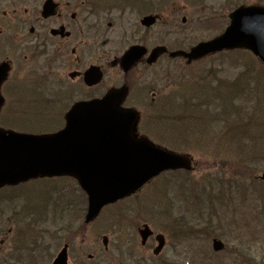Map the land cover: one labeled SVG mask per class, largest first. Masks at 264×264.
<instances>
[{
	"label": "rangeland",
	"instance_id": "1",
	"mask_svg": "<svg viewBox=\"0 0 264 264\" xmlns=\"http://www.w3.org/2000/svg\"><path fill=\"white\" fill-rule=\"evenodd\" d=\"M103 2H109L108 0ZM181 3L179 4V7H181L179 14L177 13H170V11L164 12L163 18L161 19V26L164 28L163 31H161V26H158L151 30V34L149 39H151L149 42H147V46L149 48H152L154 44L157 42L158 36H160L162 33H164V30L169 32L170 34H173V37L176 38V36H180L181 39H185L186 37H190V34L193 33V43H197L200 41H204L209 39L212 36V34H209V32L201 31L200 27L202 25V22L206 19V17L211 16V14L214 12L216 17L218 16L220 24L219 28L223 30L225 28V25L227 24V17L226 14L228 11H231V7H236L237 3H243L245 5H264V0H230L231 3L227 5V0H199L197 2H194L192 0H180ZM260 1V2H259ZM229 14V13H228ZM225 17V20H224ZM172 18L176 19V25L178 27V34L174 33V27L172 26ZM186 19V21H183V19ZM136 20V24H137ZM129 28L128 23L125 24H116L114 26H107L103 27L101 31V36L99 39L101 42L105 39L106 41H112V44L105 43L106 51L103 50V52H107V54L111 51L113 52L115 49L116 44L121 47V49L124 51L127 47L130 46V42L126 41V29ZM130 29V28H129ZM130 33V32H129ZM128 33V35H129ZM154 42V44H153ZM169 42H173L172 40H169ZM134 43V42H132ZM169 44V43H168ZM173 45V43H172ZM170 46V45H169ZM188 46V45H187ZM126 47V48H125ZM189 47V46H188ZM188 47H185L188 49ZM184 48V49H185ZM109 56H113V54H109ZM111 59V58H110ZM215 62V64H214ZM225 59H207L203 62L197 63L194 66H191L189 70L186 72V77L190 74H195V72H199V74L202 73L206 68L210 66L218 67L219 69H222V64H225ZM259 64V63H258ZM182 65V62H170L166 60V58H162L160 62L158 63V66L155 68L154 73H161V71H166L168 68L175 69L176 67H179ZM228 65V63H226ZM260 65V64H259ZM258 65V67H260ZM108 69V74L106 76V86L112 87V86H118L120 83H122L121 78L119 79L117 74L113 71H110ZM180 68L176 71V78L180 72ZM235 71L236 68H233ZM64 72V71H63ZM62 72V73H63ZM183 75V74H182ZM221 76V75H220ZM27 88L29 90V82L26 81ZM200 85H203L204 82H199ZM224 86V89L228 87V83L224 82L222 84ZM220 88L223 89V87L219 84ZM156 90V89H155ZM218 91L221 93V90L218 89ZM156 93V91H155ZM158 93V92H157ZM189 93H191V90L188 91H181V90H175L174 95H177L181 99H186L189 96ZM219 95V94H215ZM59 103L57 106L54 107V109L57 112L54 115L53 120H42L40 121L36 127L42 126L43 122H47L49 124H53V126L58 127L59 125L63 124L61 118H60V112L64 108L66 104L69 103L68 95L62 96L59 92L58 95H56ZM137 106V105H135ZM140 108H144V106H138ZM66 109V108H65ZM64 109V110H65ZM48 112H52V110H48ZM45 113V112H44ZM43 113V114H44ZM148 121H143L142 125L140 127V130L143 133H147L148 136H150L155 142H159L165 146H168L167 144L169 142L174 143V140L176 138V135L173 133L170 134L167 127L165 130L164 126H160L157 129L151 128V126L147 125ZM51 126V128L53 127ZM62 125L60 126V128ZM40 128V127H39ZM31 129L32 131H37L35 129V126L26 127L25 130ZM166 133V136L163 134ZM165 137V138H164ZM171 138V140L169 139ZM185 139V136H183ZM199 139V137L197 138ZM208 139H213V133L210 132L208 136H204V139L201 142V145L193 146L195 145V142L192 139H188L189 146L186 148V152L190 153L194 157L195 162V169L192 172V178H194L196 183V189L195 192L200 191V189L205 187L207 192L211 194V196H205L206 198V204L202 206L201 212H186L189 210V207L186 206L184 208H181L185 205V203L182 201H175V208L178 212H183L187 218H186V225L193 227L195 230H201L209 224L211 226V229L213 231V236H218L219 239L227 246V250L225 254H216L212 251V240H205L206 235L201 233L197 234L199 236L198 243L193 247L194 252L191 250L188 251L189 256L191 257V260L188 261L185 260L184 262L180 259L184 256H188L187 254V247L188 242H181L178 238L173 237L171 234V222L164 219L157 217V213L159 210L158 205H153L152 208L148 209L150 207L151 201L157 200L158 198V192L157 189H160L159 182H152L148 186L142 189V191L138 194V197L131 198L125 201H122L114 206H111L107 208L104 212V216L102 215L101 218H99L94 224L88 226L86 228L84 225V205L83 202L84 197L80 190L78 189V186L75 182L68 179H57L53 180L51 182H33L32 185H34L38 190L43 191L45 193L46 189L53 188L54 190H59L57 196L55 197V191H53V206L56 208L59 204V209L57 212H63V216L66 218L64 221L65 225L68 226L69 223H73V226H75V229H81V233L77 234L75 236V241L73 243V250H71L70 253V261L69 264H89V261L87 260L86 256L90 254H96L97 257L92 261L93 264L99 263L98 255L100 251L102 250V243L101 238L103 236H107L109 238V252L112 251V249H115V247L119 243V237H120V230L122 229V233L126 234L127 239H129L131 242L134 243H140V239L137 234V228L140 227L143 224H148L152 230H154L156 233H162L166 236L167 239V245L162 253V258H168L170 260V264H198L197 261H194V253L197 255L198 250L196 247H202L204 251L208 253V259L209 264H214L216 260H222L218 261L220 263L225 262L227 257H229L228 261L225 263L230 264H238V261L236 258H238L234 252L233 247L239 246L242 250L245 252L248 251V254H251V261L249 264L253 263H260L264 264V203L260 200L255 199L253 202L252 200L248 199H254L256 197L252 196L254 187L259 188L260 181L257 180V182L253 185L252 181H244L242 177L244 176H235L234 170L231 168V165L233 164V167L236 165V160L245 159L250 155V153L254 154L255 156L262 157V154L264 155V145L260 138H256L255 142L251 144L247 143V150L241 151L239 155H237V146L224 144L220 148L217 144L208 142ZM260 139V140H259ZM251 142V141H250ZM245 143V144H246ZM180 144V143H179ZM193 146V147H192ZM219 148V149H218ZM177 151L184 152L181 148H174ZM250 149V150H249ZM220 153H218V152ZM223 160H227L229 163V169L226 166V163H221ZM260 163V160H258ZM264 164V161H263ZM257 167V166H256ZM255 167V168H256ZM264 172V169L261 171H258L256 176H260ZM161 180L165 181L164 178ZM175 182L179 184L180 182L175 179ZM246 183V190L242 188L241 184ZM44 189V190H43ZM75 189V192L73 191ZM161 190V189H160ZM73 191V193H72ZM246 194V202L241 200V197L243 194ZM45 197V195H43ZM223 196V201L225 204H223L222 210L216 209L214 212L212 211V200H216L219 202L218 197ZM234 197V198H233ZM35 200V196L33 198H28ZM77 200V201H76ZM50 201V199H49ZM209 201V202H207ZM28 201H26V204ZM181 208V209H180ZM87 209V206H86ZM131 209L134 211V215L132 212H125L121 214L126 215V219L122 222L120 215H118V211L124 212ZM41 211V208L39 209ZM122 210V211H121ZM142 211V217H136L137 212ZM177 212H175L176 214ZM59 216V215H58ZM236 216V217H235ZM178 218L177 215H174L173 219ZM254 218H258L259 221H255ZM231 219H234L236 222L232 224V226H229L226 224L225 220L229 223ZM254 220L255 222H252ZM253 223H258L260 226L259 233H258V239L256 241L251 242L248 246L241 247L239 245V240H237L234 237V231L236 228L237 235L243 236V239L245 241H248V239H251V236L247 235V233L252 230V233L254 232V229L250 227L249 225ZM253 224L254 227H257L258 225ZM234 227V229H233ZM248 228V229H247ZM208 232V230H207ZM250 234V233H249ZM209 235V233H207ZM201 237V238H200ZM211 239V238H210ZM232 239V240H231ZM46 244H51L52 246V254H55L53 251V248L57 244L56 241L51 240L50 238H45L43 240ZM126 241L123 239V242ZM151 245V251L156 246L155 240H150ZM61 245H59L58 250L61 248ZM138 250L140 249L138 246H136ZM249 249V250H247ZM85 251L84 257L80 256V252ZM139 251V252H140ZM54 252V253H53ZM101 254V253H100ZM111 256V254H109ZM117 260L116 254L113 253L112 255ZM250 256V255H249ZM243 258H245V262H243ZM186 259V258H185ZM188 259V258H187ZM200 261H203L202 256H200ZM216 259V260H214ZM240 261L239 263L247 264L246 257H239ZM51 262V261H50ZM174 262V263H173ZM46 264V263H45ZM50 264V263H49ZM223 264V263H222Z\"/></svg>",
	"mask_w": 264,
	"mask_h": 264
},
{
	"label": "flooded vegetation",
	"instance_id": "2",
	"mask_svg": "<svg viewBox=\"0 0 264 264\" xmlns=\"http://www.w3.org/2000/svg\"><path fill=\"white\" fill-rule=\"evenodd\" d=\"M90 8L88 0H0V129L22 132L42 120L55 118L54 104L58 99L56 96L42 97L46 89L42 81L44 75L51 77L52 93L58 95L61 91L62 96L68 95L70 104L105 94L104 86L88 87L84 81L85 72L92 64L105 72L104 64L107 63V55L100 49L94 54V62L89 60ZM105 43L104 40V46ZM43 66L47 67L45 74L42 73ZM150 71L145 60L128 74L118 69L123 84L129 86L126 102ZM63 80L67 86L65 91L59 90ZM151 94V103H154V93ZM46 123L43 122V126ZM40 181L51 182L50 179H37L0 188V264H39L41 244L49 238L45 236L48 231L42 226L55 219L52 232L58 240L57 218L63 212H52L55 211L52 208L53 189L46 190L50 201L47 200L45 209L37 212L44 193L32 183ZM54 191L57 196L59 190ZM34 196L35 200L28 199ZM28 219L36 224L27 227ZM37 222L41 223L39 230ZM60 232L66 234L67 240L74 241L76 231L72 221L67 233L63 227Z\"/></svg>",
	"mask_w": 264,
	"mask_h": 264
},
{
	"label": "water",
	"instance_id": "3",
	"mask_svg": "<svg viewBox=\"0 0 264 264\" xmlns=\"http://www.w3.org/2000/svg\"><path fill=\"white\" fill-rule=\"evenodd\" d=\"M226 31L211 41L200 43L190 53H173L198 59L222 50L244 48L264 62V7H240L230 15ZM156 19L147 17L143 25ZM156 48L149 61L165 53ZM145 53L133 47L122 58L128 70ZM127 89L111 90L102 100L80 103L66 118L65 128L55 134L27 135L0 130V186L37 177L69 176L78 180L89 199L86 222H92L101 210L139 191L150 180L166 171H190L192 160L163 149L148 138L139 137V114L122 108ZM264 180V173L261 177ZM144 245L152 232L140 230ZM159 254L164 238L158 236ZM107 240H105L106 244ZM214 249L222 250L220 241ZM64 250L54 264H66Z\"/></svg>",
	"mask_w": 264,
	"mask_h": 264
},
{
	"label": "trees",
	"instance_id": "4",
	"mask_svg": "<svg viewBox=\"0 0 264 264\" xmlns=\"http://www.w3.org/2000/svg\"><path fill=\"white\" fill-rule=\"evenodd\" d=\"M228 7L233 9L231 6ZM241 61L244 71L241 74L239 73L235 79L234 76L230 79L229 73L226 71H223L220 76L217 70V72L210 73L209 77H203L202 80L205 83L200 89L199 81L189 78L191 94L188 98L180 101L178 112L172 116L171 122L167 123V126H171L173 132H177L178 139L185 136L183 140L187 144H189L188 139L193 137L200 136L199 140H202L206 136L207 130L210 133L211 128L217 126L220 128V132L216 133L213 139L229 142L231 145L234 144V146H237V155L241 151H246L248 148L247 143L253 144L256 138H260L264 145V88L261 90L264 86V83H262L264 71L260 70L262 68L258 67L260 63L252 56L244 57ZM224 82L229 84L225 89L222 85ZM219 84L223 89L220 88ZM218 89L221 90V93ZM155 121L158 125L166 127L162 117H157ZM258 160H260V163ZM263 161V154L262 157H259L250 153L245 159L236 160V165L233 167L232 164L231 168L234 170L235 176H244L242 177L243 180L252 181L251 185H253L257 182V172L264 169ZM226 166L229 169V164ZM175 179L180 183L177 184ZM164 180L166 182L164 186L166 187L167 200H176V192L182 190L186 201L192 203L197 209L199 208L198 212L206 204V198L204 197L209 192L205 187L203 190L200 189V191L195 192L197 185L191 173L166 174ZM246 183L241 184L245 190ZM258 187H254L252 193V196L256 195V197L248 200L253 202L257 199L264 203V184L260 183ZM209 196H211L210 193ZM218 198L220 201L218 202L217 199L212 200L211 205L215 210H218L217 206L222 210V205L225 204L223 196ZM241 200L245 203V193L242 195ZM128 245L130 244L128 243ZM127 249L128 255L124 258L123 254L122 259L124 261L122 264H141V260L129 251V248Z\"/></svg>",
	"mask_w": 264,
	"mask_h": 264
}]
</instances>
